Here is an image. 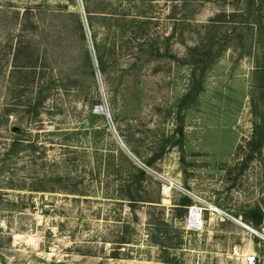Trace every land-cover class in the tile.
<instances>
[{
    "label": "rangeland",
    "instance_id": "obj_1",
    "mask_svg": "<svg viewBox=\"0 0 264 264\" xmlns=\"http://www.w3.org/2000/svg\"><path fill=\"white\" fill-rule=\"evenodd\" d=\"M259 70L264 0H0V264H241L245 230L188 231L163 190L264 220ZM128 155L153 175L134 209Z\"/></svg>",
    "mask_w": 264,
    "mask_h": 264
},
{
    "label": "built area",
    "instance_id": "obj_2",
    "mask_svg": "<svg viewBox=\"0 0 264 264\" xmlns=\"http://www.w3.org/2000/svg\"><path fill=\"white\" fill-rule=\"evenodd\" d=\"M129 158L139 169L152 175V173H150L145 166H142L131 157ZM164 183L166 185H171L170 183L165 181ZM175 187V190L181 192L185 197L193 201L191 205L185 207L187 212L186 229L188 231H202L204 227V214L205 212H209L213 215L218 216L221 221L227 220L235 224L236 226H239L241 229L245 230L249 234V240L251 242H253L252 240H256L257 247L261 248L264 245V222H262V224L258 226H254L251 223L243 222L240 218L230 216L229 214L222 212L212 204L196 200L193 196H191V194L183 191L180 187ZM38 245L39 243L35 242L34 246L38 247ZM230 256L232 260L239 261L241 262V264H258L260 260L258 254L254 251L252 247L241 249L239 245L231 246Z\"/></svg>",
    "mask_w": 264,
    "mask_h": 264
},
{
    "label": "trees",
    "instance_id": "obj_3",
    "mask_svg": "<svg viewBox=\"0 0 264 264\" xmlns=\"http://www.w3.org/2000/svg\"><path fill=\"white\" fill-rule=\"evenodd\" d=\"M259 74L264 79V73L259 70ZM261 93L264 94V80L262 83L258 86ZM197 90L194 88L189 90V93L186 95L185 99L183 100L182 104L186 103V99L191 97L192 95L196 94ZM262 139L258 138L257 140H252L251 144L254 145L255 149H259L261 147ZM152 162V161H151ZM129 176L125 178L121 182V192L124 193V200L128 201V205L131 209H134L135 207L139 206L140 202H150V201H143L142 196H140L143 192V181L146 179V175L144 171L139 170L138 168L129 165ZM152 203V202H150ZM190 205V200L187 198H183L181 203L178 204L174 209L176 212L180 213V216H182L185 213V207ZM246 218L254 225L258 226L261 224L263 220V214L259 210H251L246 214ZM152 225L155 226V230H153L152 234V241L162 250L165 251L164 253L167 254L165 242L170 241V235L171 229L168 228V225L165 224L163 221H160L158 224L152 223ZM163 254V252H162ZM160 261L165 264H180V262L176 261L173 258L169 257H162L160 258Z\"/></svg>",
    "mask_w": 264,
    "mask_h": 264
},
{
    "label": "bare ground",
    "instance_id": "obj_4",
    "mask_svg": "<svg viewBox=\"0 0 264 264\" xmlns=\"http://www.w3.org/2000/svg\"><path fill=\"white\" fill-rule=\"evenodd\" d=\"M172 188H176L173 184L165 186L163 190V202L167 203L169 200L170 192Z\"/></svg>",
    "mask_w": 264,
    "mask_h": 264
},
{
    "label": "crops",
    "instance_id": "obj_5",
    "mask_svg": "<svg viewBox=\"0 0 264 264\" xmlns=\"http://www.w3.org/2000/svg\"><path fill=\"white\" fill-rule=\"evenodd\" d=\"M264 221V220H263ZM252 244V248L254 249V251L258 254L259 252H260V248L259 247H257V245L256 244H254L253 242L251 243ZM259 256V255H258Z\"/></svg>",
    "mask_w": 264,
    "mask_h": 264
},
{
    "label": "water",
    "instance_id": "obj_6",
    "mask_svg": "<svg viewBox=\"0 0 264 264\" xmlns=\"http://www.w3.org/2000/svg\"><path fill=\"white\" fill-rule=\"evenodd\" d=\"M12 130H13L14 132H20V129L17 128V127H13Z\"/></svg>",
    "mask_w": 264,
    "mask_h": 264
}]
</instances>
